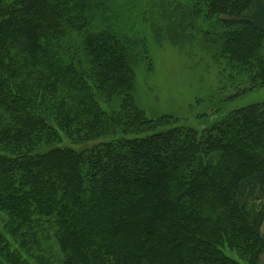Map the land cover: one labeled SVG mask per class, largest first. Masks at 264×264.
I'll list each match as a JSON object with an SVG mask.
<instances>
[{"label":"trees","instance_id":"trees-1","mask_svg":"<svg viewBox=\"0 0 264 264\" xmlns=\"http://www.w3.org/2000/svg\"><path fill=\"white\" fill-rule=\"evenodd\" d=\"M197 1L196 15L228 29L225 67L244 92L264 87V0ZM72 10L0 0V264H243L225 249L258 264L264 209L248 206L264 197V101L201 131L129 138L153 122L133 103L126 46L89 36L87 67L64 58L58 38L85 27ZM63 136L107 140L77 150Z\"/></svg>","mask_w":264,"mask_h":264},{"label":"rangeland","instance_id":"rangeland-1","mask_svg":"<svg viewBox=\"0 0 264 264\" xmlns=\"http://www.w3.org/2000/svg\"><path fill=\"white\" fill-rule=\"evenodd\" d=\"M197 2L72 0V12L83 19L85 27L65 31L58 38L57 47L64 58L69 54L87 67L82 42L89 36L112 34L126 46L133 103L153 122L127 137H144L160 129L155 126L179 125L201 131L234 109L264 101V87L244 92L248 80L225 67L222 35L228 29L215 17L196 15L193 7ZM52 21L49 18L45 23ZM261 43L259 54L264 59V38ZM237 90L244 93L235 96ZM99 103L108 113L116 107L103 99ZM105 140L73 144L63 136L57 145L79 150ZM261 207L264 209V197L248 206L251 211ZM260 233L263 244L258 264H264V220ZM49 245L48 256L57 254L55 246ZM225 254L245 264L233 251L225 249Z\"/></svg>","mask_w":264,"mask_h":264}]
</instances>
